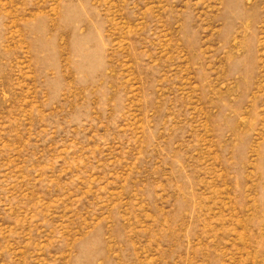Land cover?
Here are the masks:
<instances>
[{
  "label": "rangeland",
  "instance_id": "obj_1",
  "mask_svg": "<svg viewBox=\"0 0 264 264\" xmlns=\"http://www.w3.org/2000/svg\"><path fill=\"white\" fill-rule=\"evenodd\" d=\"M0 264H264V0H0Z\"/></svg>",
  "mask_w": 264,
  "mask_h": 264
}]
</instances>
